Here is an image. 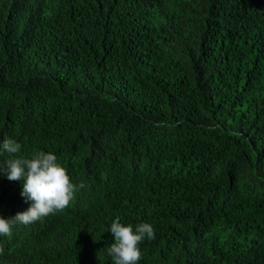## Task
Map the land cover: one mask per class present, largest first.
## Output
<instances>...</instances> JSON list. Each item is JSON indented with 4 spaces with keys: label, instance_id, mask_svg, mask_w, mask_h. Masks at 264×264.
Wrapping results in <instances>:
<instances>
[{
    "label": "trees",
    "instance_id": "trees-1",
    "mask_svg": "<svg viewBox=\"0 0 264 264\" xmlns=\"http://www.w3.org/2000/svg\"><path fill=\"white\" fill-rule=\"evenodd\" d=\"M5 138L84 187L0 264H113L117 217L155 229L138 264H264V0H0Z\"/></svg>",
    "mask_w": 264,
    "mask_h": 264
},
{
    "label": "clouds",
    "instance_id": "clouds-1",
    "mask_svg": "<svg viewBox=\"0 0 264 264\" xmlns=\"http://www.w3.org/2000/svg\"><path fill=\"white\" fill-rule=\"evenodd\" d=\"M7 158L0 160V175L9 181L20 182L21 196L30 201L25 211L5 218L0 214V235L11 236L17 224L31 225L46 216L61 212L75 200L84 184L73 183L68 170L51 151H36L30 156L22 155V145L15 139L5 138L2 142ZM114 242L108 248L113 264H138L142 257L140 244L145 239H155V229L148 222L121 223L119 217L108 229ZM3 248L0 247V254Z\"/></svg>",
    "mask_w": 264,
    "mask_h": 264
}]
</instances>
